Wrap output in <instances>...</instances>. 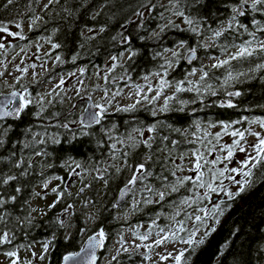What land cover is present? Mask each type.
Returning <instances> with one entry per match:
<instances>
[{
	"label": "trees",
	"instance_id": "16d2710c",
	"mask_svg": "<svg viewBox=\"0 0 264 264\" xmlns=\"http://www.w3.org/2000/svg\"><path fill=\"white\" fill-rule=\"evenodd\" d=\"M38 2L13 0L9 4L8 0H0V27H6L8 22L20 16L32 17ZM172 3V10H182L194 20V24L172 23L173 26H168V22L161 27L165 29L163 32L160 28L152 33L170 12L169 9L166 11V5H160V0H52L45 4L47 8L44 5L36 24L25 36L27 39L37 36L51 38L52 44L59 45L54 49L60 57L53 68L55 72L75 65H98L110 54L131 50L124 62L116 63L107 76L108 80L116 78L121 83L133 82L160 70L164 59L171 56L166 55L164 49H173L179 41H185L186 48L180 51L186 53L188 49L196 48V58L190 63L186 62L185 55L179 62L173 60V67L166 77L173 83L185 81V88L192 86L187 83V75L199 64L201 56L221 55L231 46L244 44L248 39L264 38V5L258 4L254 10L252 3L246 0L240 9L245 15L232 20L233 9L240 6L241 0H172ZM224 20L229 21L231 27L228 24L212 44L203 45V38L212 36ZM253 20L257 23L253 24ZM195 26L199 35L191 30ZM250 33H255V37ZM252 49H256L252 56L231 60L221 68H205L204 71L209 72L205 83L213 85L216 96L202 90V99H197L194 91L180 92L176 94L178 99L170 102L168 111L156 112L155 116L152 114L153 105L146 103L139 104L131 112L116 109L104 113L100 124L85 128L78 123L71 127L69 119L78 117L73 104L54 99L42 108L31 101L19 117L0 120V233L8 232L12 238L11 243L0 244V253L11 251L10 244L13 242L28 244L49 238L51 249L47 264H60L66 253L82 246L85 240L83 232L89 228L88 235L101 230L104 233L96 264H145L138 250L121 252L109 262L102 260L110 239L126 223L118 219L119 205L115 204L116 189L122 184V178L116 181L111 178L104 185L91 224H84L79 211L74 212V229L69 234L54 221L61 201L55 203L43 217H31L30 200L35 194L34 187L46 174H56L65 181L71 167L69 161L80 162L93 170H102L107 164L110 169L103 177L108 178L113 167L107 162L112 155L110 145L117 138L125 139L134 128H146L153 124L157 128L152 133V147L149 149L139 144L131 155H127L133 166L145 164L143 179L135 184L154 188L174 182L171 179L175 170L173 158L192 149L193 145L187 141L192 138L190 133L195 130V121L202 126L220 121H240L233 127L243 130L249 126L248 120L264 118V68H257L258 64H264V52H260L258 47ZM228 71H232L237 79L221 88ZM241 73L243 75H238ZM195 86L201 87L200 84ZM226 91H239L241 95L227 97L224 94ZM193 99H196L195 103H179V100ZM228 99L235 107L221 106ZM181 107L183 111L179 110ZM65 124L67 128L63 127ZM183 130H187L189 135H185ZM34 133L42 134V138L36 140ZM50 134L54 136L50 137ZM165 136L169 137L167 141L161 139ZM172 140L179 143L174 146ZM149 156L151 159H148ZM9 176L15 179L4 183ZM165 176L168 177L167 182L162 179ZM249 179L250 185L239 196L219 200V208L214 212L219 214L216 224L207 235L184 251L182 264H264V165L253 169ZM189 183L180 191L171 192L163 201L148 203L133 217V221L162 223L163 216L159 212L167 209L165 202L177 201L182 195L192 194L188 191ZM59 189L64 190V186ZM200 240L203 243H199Z\"/></svg>",
	"mask_w": 264,
	"mask_h": 264
},
{
	"label": "rangeland",
	"instance_id": "374dc122",
	"mask_svg": "<svg viewBox=\"0 0 264 264\" xmlns=\"http://www.w3.org/2000/svg\"><path fill=\"white\" fill-rule=\"evenodd\" d=\"M49 0H39L35 8V14L32 17H17L12 21L8 22L6 28L7 32L0 31V92H8L14 89H20L21 95L25 96L29 100L41 106V108L52 102L54 99L61 101L66 104H73L74 113H78L77 119H69V125L75 126L79 123V114L86 107L87 101L92 100L95 104H101L106 109V112H111L117 109V107H124L126 105L135 103L138 97L135 96L136 88L134 85H142L144 92L147 93V83L150 82L154 89L159 80V76L155 73L162 70L152 71L133 82L121 83L116 78L113 80H108L106 77L110 73L109 69H113V64L122 63L131 54V50H124L119 53L110 54L106 56L101 64L92 65L88 67L87 65H75L74 67L54 71V66L58 62L56 57L58 54L52 48V43L49 38L37 36L32 39H27L25 36L31 29L32 26L36 24V20L39 18V13L42 8ZM253 3V0H247ZM160 5H166V11L168 9L170 12L167 18L153 30L152 33H156L165 23L171 21L172 23L187 24L184 22L182 17L175 15V11L172 10L173 3L170 0H160ZM239 7V6H238ZM236 7V8H238ZM165 11V13H166ZM20 25L18 28L17 25ZM229 21L224 20L218 26L216 31H222ZM197 29V26H195ZM84 31H88L84 29ZM19 32L23 36H13L9 33ZM96 33V31H93ZM214 41L213 36H205L202 40L203 45H210ZM253 41L252 47H258L260 41H264V38H258L257 40H247ZM177 46V45H176ZM176 46L172 50H176ZM240 45H233L226 49L221 55H203L200 57V62L197 66L193 68L197 69L195 75H187V80L196 82L201 75L199 71L201 68L205 70L206 67H212L217 60L227 59L229 56L234 54ZM171 52H167L166 55H170ZM117 57L116 61L112 60V57ZM35 64L36 67L33 68L32 65ZM173 67L168 68V71ZM26 69V71H25ZM84 69L81 73L79 70ZM148 77V82L144 80V77ZM19 78V79H18ZM63 80L64 83L60 84ZM31 88L34 90L32 91ZM105 90H107V96H105ZM120 92V95L113 97V93ZM175 91V83L172 87L165 89L166 95H172ZM149 97L155 94L147 93ZM20 95V96H21ZM112 102L109 104L108 101ZM140 104H146L141 102ZM163 104V98L159 99L153 109L158 113L160 112L159 106ZM99 111V109H96ZM264 119L262 117H254L252 119ZM218 125V123H215ZM208 124L204 125L207 128ZM236 129V127H233ZM247 128H251L254 131H259L264 134V129H261L257 124H249ZM245 128V129H247ZM208 131L215 133L220 131V127L207 128ZM54 136L50 134V137ZM152 136V133L145 132L144 138ZM34 138L38 140L42 138V134L34 133ZM232 137L230 135H224L222 137L221 143H231ZM247 142L249 144L254 143L256 138L247 135ZM137 147V146H136ZM136 147L129 148L126 145L118 144L117 148L121 149L117 153V158L113 159L111 155L107 162L113 165L112 169L109 171L110 175L108 178H104L103 175L110 169L107 164L103 166L102 170H93L90 166H84V164L76 161H69L71 167L68 169V178L62 181L61 178L56 174H46L43 178L35 185V194L30 200L31 204V217L40 218L43 217L46 212H48L54 202L61 201L60 208L57 209V215L55 216V223L58 227H63L65 233H71L74 229V212L79 211V216L84 220V224L89 225L92 223L96 216V209L99 201L101 200V194L103 192V187L106 184L105 181H109L111 178L116 179L122 178V184L116 189L118 190L123 184L131 178L135 167L132 162L126 157V163L123 153L131 155ZM188 150L186 153H190ZM251 151V150H249ZM254 154V153H252ZM214 155H226V153H215ZM245 154L236 152L234 155V160L232 162H223L216 165L217 168H222L224 163L228 164V167H238V161L244 159ZM146 156L144 157V159ZM214 156H208V159H213ZM143 159V157H142ZM175 163L180 164L184 171L177 172V176L183 175H194V173L189 172L190 167L189 159L181 161L178 156L173 158ZM79 165V167H77ZM132 166V167H129ZM117 168L120 171H117ZM206 171V170H205ZM232 175L236 180H241L243 177L236 173H225L223 180V191L218 190L215 193H209L208 197L205 199H198L195 204L191 206L180 204L179 201L186 196H192L193 192L189 189L193 188L191 182L188 185V191L192 194H185L178 197L177 201H166L167 209L163 212H159L163 216V222L150 221H133V217L140 213L143 208L148 204L145 200L158 201L159 192H164L165 197L171 193V186L175 184L176 178L171 175V179L174 182H168L166 184H161L157 187H149L146 184H134L130 185L131 189L129 195L121 204L117 210V216L120 221L124 223L120 231L115 234L111 239L110 243L106 248V254L102 257L104 262H109L117 254L130 251L138 250L144 257L145 264H170L174 262L173 257L181 250H186L190 245L185 243L186 240L191 236L193 243H196L199 239L205 236L217 222L219 214L214 213L213 209L216 205H219V200L223 197L226 198L227 192H236L238 185L229 181L226 177ZM207 178V177H206ZM214 183L219 184L220 181H215ZM47 184V187H45ZM63 185L64 190L59 189ZM56 188L57 192H53L52 189ZM83 189L81 192L80 190ZM100 189V190H99ZM151 189V191H149ZM99 190V191H98ZM206 189L196 188L195 191L199 192L201 196ZM145 191V192H144ZM148 191V192H147ZM117 192V191H116ZM195 198V197H194ZM57 203V202H56ZM116 204V203H115ZM69 205L71 207L69 208ZM65 209H68L66 212ZM204 209L205 211H201ZM177 212L179 215H177ZM207 212V215L205 214ZM199 215L202 217L201 221H196L195 217ZM62 222V223H61ZM183 228V231H179ZM161 229L164 231L161 232ZM89 228L83 232V237L88 236ZM172 232L178 233L177 239H167L160 245L154 244V241L161 238L165 234L171 235ZM5 232L0 233L3 235ZM8 233V232H7ZM195 233L193 236L192 234ZM148 234V239L141 241L139 239L140 235ZM10 236V243H11ZM48 243L47 251H44L43 245ZM11 245V251L17 252V257H9L5 252L0 253V264H12L13 259H18V264H26L27 261H31V264H47L48 263V253L51 249V242L49 238H44L37 240L28 244L15 243ZM139 245V247H137ZM145 245H151V247H146ZM126 249V250H125ZM35 253V255H33ZM172 253V256H168ZM43 255V259L40 256ZM161 256L168 257L165 260H161ZM147 257V258H146Z\"/></svg>",
	"mask_w": 264,
	"mask_h": 264
},
{
	"label": "snow or ice",
	"instance_id": "6c2138e0",
	"mask_svg": "<svg viewBox=\"0 0 264 264\" xmlns=\"http://www.w3.org/2000/svg\"><path fill=\"white\" fill-rule=\"evenodd\" d=\"M13 0H8V3L11 4ZM52 0H49V3H51ZM172 2V0H170ZM246 0H241L240 6L238 8H234L233 12L234 15L232 16V20L236 19V16H244L245 12L240 10L241 8L244 7ZM264 5V0H253L252 3V8L255 10L256 5ZM48 5H45V8H47ZM174 7H177V5H174ZM175 15L182 17L184 22L187 23L188 25H193L194 20L191 19L190 17L186 16L185 13L182 10H177L174 13ZM253 24H256L257 22L255 20L252 21ZM168 26H173L172 22L169 21ZM17 27L19 28L20 25L18 24ZM167 27V26H166ZM178 27V25H177ZM231 27V24H229V28ZM241 27H244L241 25ZM103 30V29H102ZM165 29L161 28V32H163ZM193 32H197L199 35L200 33L196 28H191ZM0 31H5L7 32L8 29L6 27H0ZM245 31H247V28L245 27ZM10 35L13 36H20L23 38L21 33L15 32V33H9ZM221 31H215L212 33L213 38L221 36ZM253 37H255V33H250ZM51 38H49L50 40ZM253 41H246L244 44H241L237 51L229 56L227 59H222V60H217L215 64L212 65V68H221L223 66H226L229 64L231 60H237V59H243L249 56H252L256 49H252ZM0 47H3L2 44H0ZM59 45L53 43L52 48H58ZM186 48V42L185 41H179L177 43L176 49L177 50H172V49H164V52H171L170 57H166L164 59V63L160 65V68L162 70V75L160 72L155 73V75L159 76V80L155 86V89L153 85L148 82V77L145 76L144 80L147 83V93H152L153 91L155 92L154 95L151 97L148 96L147 93L144 92V88L142 85H134L133 87L136 88L135 96L138 97L136 99L135 103L126 105L124 107H117V111H123V112H131L136 110L137 106L143 101L147 104H152L155 105L156 102L163 98V104L159 106V111L160 112H166L170 108V102L176 101L177 98V93L184 92V91H189V92H195L197 94V99H202L200 96V93L205 92L208 93L212 96L217 95V91L211 84L205 83L206 78L209 77V72L204 71L203 68H201L199 71L202 73L200 75L199 81L193 82L191 80H188L187 83L189 85H192L191 87L185 88L184 84L185 81H178L174 82L175 83V91L172 93V95H166L165 94V89L172 87V83L166 79L167 74H168V68L172 66L173 60L176 62H179V59L182 58V56L186 55L189 60L195 59L196 58V48H190L187 50L186 53H182L180 49H185ZM258 50L260 52H264V41H260L258 44ZM157 55H160V53H157ZM57 61L60 60V57H56ZM75 59V57H73ZM113 61L117 60V57H112ZM33 68L36 67L35 64L32 65ZM116 67L115 64H113L112 68L114 69ZM257 68H264V64H258ZM26 71V69H25ZM81 73L84 72V69L79 70ZM109 71H112V69H109ZM197 72V69L193 68L192 71L189 73V75H195ZM238 75H243L238 74ZM19 79V78H18ZM107 79V77H106ZM237 79V77L233 76L232 71H228L225 78L223 79V82L221 84V88H224L226 86L230 85V82ZM64 81L61 80L60 84H63ZM196 84H200L201 87H196ZM227 97H235V96H240L241 93L239 91H226L224 93ZM120 95V92H115L113 93V97ZM105 96H107V90H105ZM17 98V93L15 91L11 92L9 95L4 96L3 94H0V118L3 117H10V116H17L19 117L23 110L26 108L28 104L31 103V100L26 98L25 96L21 95L19 96V104L16 105L14 102ZM112 101L109 100L108 103L110 104ZM195 103L196 99H193L192 101H184V100H179V103L181 105H186L187 103ZM221 106H226L229 108L235 107L231 99H228L226 102H223ZM90 107H94L96 109H99V111H89L88 108L83 109L81 116L79 117V123L87 128L90 127L94 124H100L101 120L103 119V115L106 112V109L103 107L101 104H95V105H90ZM180 111H183V107L179 109ZM152 114L155 116L156 111L154 110ZM39 115V113H37ZM247 120V118H243ZM240 121H232V122H224L220 121L217 124H212L209 123L207 128H214L219 126L220 131H217L215 133H212L207 130V128H204L199 121H195V130L190 133L191 139L187 141L189 145H193L190 153H180L179 154V159L181 161H184L186 158L189 159L190 161V167L188 168L189 172L194 173V175H183V176H177V172L184 171V169L181 167L180 164H176L175 161H173L174 169L171 173L173 177L176 178L175 184L171 186V192L175 193L180 191L181 188L185 187L187 182H191L193 185L192 189H189V191L193 192L192 196H186L182 200L179 201L180 204H185L188 206H191L192 204H195L198 199H205L208 197L209 193H215L218 190L223 191V180L221 179L222 177H225V173H236L243 177L241 180H236L234 176L228 175L226 178L231 181L234 184L238 185L237 191L236 192H231L228 191L226 194L229 199H234L235 197L239 196L246 188V186L250 185V177L253 174V169L259 168L260 166L264 165V134H262L259 131H254L251 128L247 129H234L233 124L239 123ZM249 124H257L261 129H264V119H252L248 120ZM63 127L67 128L68 125L65 124ZM113 128H115V125H113ZM157 125H149L146 128L145 127H137L132 130L131 133L126 134L125 139H120L117 138L115 142H113L110 145V148L112 149V156L113 159L117 158V153L120 152V149L117 148V144L121 145H126L129 148H133L138 146L139 144H143L147 148L152 147V136H149L148 138H144V133H154L156 132ZM177 132H181V129H175ZM185 135H189V132L187 130H183ZM224 135H230L233 139L231 143H221L222 137ZM251 135L256 138L254 143L249 144L247 142L246 136ZM161 139L167 141L169 137L165 136L162 137ZM58 142V141H57ZM171 143L175 146L179 142L176 140H172ZM251 150V151H249ZM226 153V155H214L215 153ZM236 152L244 153V159L238 161V167H228L227 163H224V166L222 168H217L216 165L221 164L225 161L227 162H232L234 160V155ZM254 153V154H252ZM125 163H126V157L127 153H123ZM169 156H171V153H169ZM208 156H214L213 159L209 160ZM148 159H151V156L148 157ZM19 166V165H17ZM79 167V165H77ZM132 167V166H129ZM135 171L133 172L131 178L127 181V184L125 185L124 189L120 190V197L123 198L124 195L126 194V189H128L129 185H134L138 180H142L144 173L146 171L145 169V164L140 163L134 166ZM206 170V171H205ZM117 171H120L119 168H117ZM207 177V178H206ZM15 177L9 176L7 180H4V183H7L9 180H13ZM163 181L167 182L168 177H163ZM220 181L219 184L214 183L215 181ZM105 183H107L105 181ZM45 187H47V184H45ZM200 188V189H206L203 193V196L199 194V192H196L195 189ZM19 191V189H17ZM53 192H57L56 188L52 189ZM81 192L83 189L80 190ZM151 191V189H149ZM159 200L163 201L165 199V193L164 192H159ZM195 197V198H194ZM15 199V197H13ZM59 200V196L57 197V201ZM53 205H50V207L55 206V203ZM145 203H151L152 201L150 200H145ZM2 203V201H0ZM223 203V201L221 202ZM71 205H69V208ZM219 208V205H216V208L213 209L215 212L216 209ZM67 212L68 209H65ZM201 211H205L204 209H201ZM207 215V212H205ZM222 214V211L221 213ZM177 215L179 213L177 212ZM202 217L197 215L195 217L196 221H201ZM62 223V222H61ZM153 224H155V221H153ZM164 230L161 229V232ZM179 231H183V228H180ZM208 233H205L207 235ZM99 237L103 238L104 233L101 230L98 234ZM193 236L195 233L192 234ZM177 239L178 238V233L177 232H172L171 235L169 236L168 234H165L161 238H158L154 241V244L160 245L162 242H164L167 239ZM139 239L141 241H145L148 239V234L140 235ZM5 242H10V235L9 233L5 232L3 235H0V244H3ZM185 243L191 245L193 244V239L190 236L188 240L185 241ZM199 243H203V240H200ZM102 244V239H97L95 236H89L87 238V241L80 247L79 251H74V252H68L66 255L63 256V262L64 264H96V248L99 247ZM146 247H151V245H145ZM139 247V245H137ZM44 251H47L48 249V243H45L43 245ZM126 250V249H125ZM184 251L181 249L174 257V264H182V258L184 257ZM7 256L9 257H17V252L15 251H9L6 253ZM35 255V253H33ZM168 256H172V253H169ZM43 255L40 256V259H43ZM147 258V257H146ZM161 260H165L168 257L161 256ZM115 259V257H113ZM12 264H18V259H13ZM26 264H31V261H27Z\"/></svg>",
	"mask_w": 264,
	"mask_h": 264
},
{
	"label": "water",
	"instance_id": "95a60500",
	"mask_svg": "<svg viewBox=\"0 0 264 264\" xmlns=\"http://www.w3.org/2000/svg\"><path fill=\"white\" fill-rule=\"evenodd\" d=\"M185 60H186V62L190 63V62H192L194 59L189 60V59L187 58V56L185 55ZM13 91H15V92L17 93V98H16V100H15L14 103H15L16 105H18V104H19V96H20L21 93H22L20 89H14V90H11V91H8V92H4V91H2V92H0V94H3L4 96H7V95H9L11 92H13ZM90 105H95V103H94L92 100H88V101H87V105H86L85 108H88L89 111H97L96 108H94V107H90ZM85 108H84V109H85ZM82 111H83V110H82ZM82 111L80 112L79 117L81 116ZM9 118H17V116L3 117V118H0V120H3V119H9ZM126 184H127V183L123 184V185L118 189V191H117V193H116V198H115V202H116V204H121V203H123V202L127 199L128 195H129V192H130V189H131V186H130V185L128 186V189H126V194L124 195V197H123V198L120 197V190H121V189H124ZM97 234H98V232H95V233H92V234L88 235V236L85 238L83 244L87 241V238H88L89 236H95L97 239H102V244H101L99 247L96 248V257H97V259H98L99 251H100V249H101V247H102V245H103V238L99 237ZM83 244H82V245H83ZM79 249H80V248H79ZM79 249L76 250V251H79ZM73 252H74V251H73ZM66 254H67V253H66ZM66 254H65V255H66ZM97 259H96V262H97ZM60 264H64V262H63V257H62V260H61V263H60Z\"/></svg>",
	"mask_w": 264,
	"mask_h": 264
}]
</instances>
